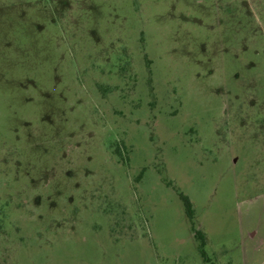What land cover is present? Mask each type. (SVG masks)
I'll list each match as a JSON object with an SVG mask.
<instances>
[{
	"label": "rangeland",
	"instance_id": "1",
	"mask_svg": "<svg viewBox=\"0 0 264 264\" xmlns=\"http://www.w3.org/2000/svg\"><path fill=\"white\" fill-rule=\"evenodd\" d=\"M0 264H264V0H0Z\"/></svg>",
	"mask_w": 264,
	"mask_h": 264
},
{
	"label": "trees",
	"instance_id": "2",
	"mask_svg": "<svg viewBox=\"0 0 264 264\" xmlns=\"http://www.w3.org/2000/svg\"><path fill=\"white\" fill-rule=\"evenodd\" d=\"M177 194L182 201L183 208H184L185 215L187 217L190 229L193 232V236H194L195 240L198 242V251H199L201 257L203 258L205 256V250H204L205 239H204L203 233L195 228V224H194V220H193V213L194 212H193L192 204H191V202L187 196H185L184 194H182L180 192H178Z\"/></svg>",
	"mask_w": 264,
	"mask_h": 264
}]
</instances>
